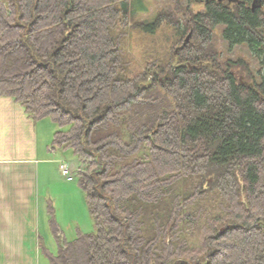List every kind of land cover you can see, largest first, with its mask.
I'll list each match as a JSON object with an SVG mask.
<instances>
[{"label": "trees", "instance_id": "16d2710c", "mask_svg": "<svg viewBox=\"0 0 264 264\" xmlns=\"http://www.w3.org/2000/svg\"><path fill=\"white\" fill-rule=\"evenodd\" d=\"M196 1L203 11L169 19L176 55L130 77L112 31L133 0H0V97L57 126L52 148L76 158L94 222L66 242L48 206V264H264V10ZM220 26L256 73L221 60Z\"/></svg>", "mask_w": 264, "mask_h": 264}, {"label": "rangeland", "instance_id": "374dc122", "mask_svg": "<svg viewBox=\"0 0 264 264\" xmlns=\"http://www.w3.org/2000/svg\"><path fill=\"white\" fill-rule=\"evenodd\" d=\"M223 1L227 6L238 2V0ZM255 1H257L256 5L264 10V0H251V4L255 5ZM132 7L133 17L131 18L130 25L123 30L118 28L112 31L114 37H122V50L130 64V72L128 73L130 77L144 70L149 63L162 66L168 61L172 52L176 55L177 48H175V43H177V34L173 27L169 25V19L174 17L177 22L184 23L186 13L193 12L196 14L203 11L204 3L197 2L196 0H133ZM157 15L164 16L166 21L154 33L136 30L133 27L138 22L152 23ZM222 28L220 26L214 32V45L220 54L221 60L237 61V59L242 58L256 73L259 70L257 60L251 56L245 46L229 48L228 44L222 39L220 32ZM188 38L189 36L185 39L187 42ZM39 123L38 137L40 151L42 149L46 151L47 147L52 149V132L57 131V126L49 119ZM48 137L50 143L44 145ZM56 159H58L57 163L51 165L52 170H48L47 174H45V170L43 174L42 170L39 177V193L40 197L47 198L48 203L45 201V211H49L48 206H50L52 216L62 233L63 239L66 242H72L77 238L78 233H93L94 222L88 212L85 196L80 190L77 177L74 174L77 160L72 151L56 148ZM61 162H65L69 166L70 173L74 179L73 181H67L60 174L59 165ZM48 218L50 217H47V226H42L40 230L43 250L40 249L39 245L37 264H48L45 255L48 253L55 256L58 251L59 244L52 233V229H50ZM45 227L46 229L44 231Z\"/></svg>", "mask_w": 264, "mask_h": 264}, {"label": "crops", "instance_id": "0c3cea01", "mask_svg": "<svg viewBox=\"0 0 264 264\" xmlns=\"http://www.w3.org/2000/svg\"><path fill=\"white\" fill-rule=\"evenodd\" d=\"M39 122L12 99L0 97V264L38 261L40 230L49 216L39 177L61 159L55 160L54 148L40 151ZM49 143L48 137L44 145Z\"/></svg>", "mask_w": 264, "mask_h": 264}, {"label": "built area", "instance_id": "2783aa9c", "mask_svg": "<svg viewBox=\"0 0 264 264\" xmlns=\"http://www.w3.org/2000/svg\"><path fill=\"white\" fill-rule=\"evenodd\" d=\"M60 174L66 178L67 181H73V177L70 173V168L65 162H61L59 165Z\"/></svg>", "mask_w": 264, "mask_h": 264}, {"label": "water", "instance_id": "95a60500", "mask_svg": "<svg viewBox=\"0 0 264 264\" xmlns=\"http://www.w3.org/2000/svg\"><path fill=\"white\" fill-rule=\"evenodd\" d=\"M253 6H255V5H253ZM240 80L242 81V78H240Z\"/></svg>", "mask_w": 264, "mask_h": 264}]
</instances>
